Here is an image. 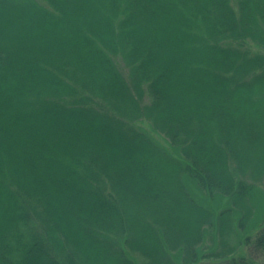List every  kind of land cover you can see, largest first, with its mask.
<instances>
[{"label":"trees","instance_id":"1","mask_svg":"<svg viewBox=\"0 0 264 264\" xmlns=\"http://www.w3.org/2000/svg\"><path fill=\"white\" fill-rule=\"evenodd\" d=\"M248 40L264 49V0H0V264H259L203 248L218 215L220 245L236 223L264 250L247 225L264 185Z\"/></svg>","mask_w":264,"mask_h":264},{"label":"rangeland","instance_id":"2","mask_svg":"<svg viewBox=\"0 0 264 264\" xmlns=\"http://www.w3.org/2000/svg\"><path fill=\"white\" fill-rule=\"evenodd\" d=\"M232 1H233L234 6H236L237 0H232ZM244 46L248 48V50L253 51L254 53L256 52L264 53L263 48L257 46L255 43H253L250 40L245 42ZM119 64L123 72L127 74L128 72L127 67L124 65V62L121 59L119 61ZM149 101L150 99L148 95H146L143 99V104H147L149 103ZM131 122L135 126L147 132L151 136V138L156 140L157 143H160L161 145H163L173 155L177 157L176 151L172 149L168 138H166L162 133H160L158 130L154 128V124L152 123L150 119H148L147 117H142L140 119L132 120ZM254 185H255L254 192L251 193V195L253 196L250 198V201L252 200V203H253L252 207H253V210H255V214L253 212L252 218H250L248 221L247 225H250V228H251L250 230H248L249 231L248 234L254 233L257 229H259L262 225H264V212L261 211V210H264V196H262L264 195V185H261L259 183H255ZM189 189L199 202L208 205L215 214H218L219 210L221 211L224 208H229L231 206L230 202L228 203V201L225 198L218 199L215 197L214 200H207V197L204 195L203 191H201L200 188L194 185L193 183L189 184ZM259 192H262V195H258L257 193ZM232 215H233L234 220L238 221V218H240L242 214L239 210L235 209L234 212L232 211ZM217 216L218 215H214L213 225L207 228L210 232L208 233L209 239H207L204 242L205 247L203 248L206 249L207 247H210L213 249H217L218 251H222V249L226 251L232 250L233 252L229 254H234L235 256L237 255L247 256L252 253L255 256V259L257 260L259 264H264V250L255 251L253 253V249L252 248L250 249L249 247H247L243 242V238H244L243 235L245 234V232L241 233L240 231H236V223H234V226H233L234 231L227 237L228 243L226 245H220L219 235H216V238L215 236L211 238L212 234H218L217 228H216V222L219 223V219H217ZM200 252H201L200 255H202L203 254L202 251ZM205 260L206 262L210 261L209 258Z\"/></svg>","mask_w":264,"mask_h":264}]
</instances>
